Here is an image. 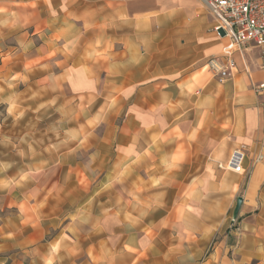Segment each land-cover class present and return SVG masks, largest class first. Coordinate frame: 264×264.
Returning a JSON list of instances; mask_svg holds the SVG:
<instances>
[{"label":"crops","instance_id":"1","mask_svg":"<svg viewBox=\"0 0 264 264\" xmlns=\"http://www.w3.org/2000/svg\"><path fill=\"white\" fill-rule=\"evenodd\" d=\"M213 25L203 0H0L9 112L17 76L85 111L34 202L0 182V264H264V68ZM235 148L244 173L220 167Z\"/></svg>","mask_w":264,"mask_h":264},{"label":"rangeland","instance_id":"2","mask_svg":"<svg viewBox=\"0 0 264 264\" xmlns=\"http://www.w3.org/2000/svg\"><path fill=\"white\" fill-rule=\"evenodd\" d=\"M39 78L41 77L12 78L11 104L17 106L12 112H9V106L3 101L4 91L3 87H0V182L2 183L7 175L10 176L9 192L15 200L26 195L34 202V196L37 194L35 182L43 176V169L55 162V148L68 146L69 127H75L72 135L74 133L76 139L84 132L82 117L85 111L82 105L75 111L67 107L58 109L55 107L54 94L53 100L50 98L54 106L38 107L36 98L41 97V93L32 82ZM72 114L76 115L75 125L63 123L61 120L55 121L61 117L67 119ZM79 143L78 141L77 146ZM51 176L55 177V171L52 169L46 171L42 179L45 181ZM4 192L0 189V203ZM18 207L23 211L31 210L29 206L27 209L26 205L18 204L6 209L5 213L16 212Z\"/></svg>","mask_w":264,"mask_h":264},{"label":"built area","instance_id":"3","mask_svg":"<svg viewBox=\"0 0 264 264\" xmlns=\"http://www.w3.org/2000/svg\"><path fill=\"white\" fill-rule=\"evenodd\" d=\"M213 17V31L219 37H227L232 48L242 49L256 46L260 50L264 68V0H203ZM207 65L212 73L223 80L230 76L235 67L232 58L223 60L211 56ZM257 94L264 93V80L254 85ZM245 152L242 148L232 150L228 161L220 165L236 173H244Z\"/></svg>","mask_w":264,"mask_h":264},{"label":"water","instance_id":"4","mask_svg":"<svg viewBox=\"0 0 264 264\" xmlns=\"http://www.w3.org/2000/svg\"><path fill=\"white\" fill-rule=\"evenodd\" d=\"M241 202H242V198L240 196L237 197L236 204H235V207H234V210H233V215H232L233 220H235V218L237 216V213H238L239 207L241 205Z\"/></svg>","mask_w":264,"mask_h":264}]
</instances>
